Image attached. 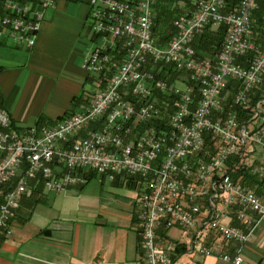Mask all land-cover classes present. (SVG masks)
<instances>
[{
  "label": "built area",
  "instance_id": "1",
  "mask_svg": "<svg viewBox=\"0 0 264 264\" xmlns=\"http://www.w3.org/2000/svg\"><path fill=\"white\" fill-rule=\"evenodd\" d=\"M79 1L89 6L92 33L82 67L104 81L82 110L51 126L17 127L0 104V239L12 235L18 202L36 183L60 193L94 172L110 180L121 173L138 178L142 264H172L183 244L166 234L172 227L188 232L187 252L201 255L211 254L208 232L247 242L264 218V193L243 181L247 175L264 184V163L254 157L257 147L264 149V12L258 24V0H195L173 20L175 34L163 44L154 30L156 0ZM53 3L0 0V39L32 47ZM208 26L224 27L214 55L194 47ZM173 72L181 85L163 77ZM231 81L236 86L229 91ZM255 91L260 98L251 105ZM164 93L170 101L160 97ZM229 98L249 110L246 123L240 111L226 109ZM207 134L215 142L212 153ZM231 214L241 225L231 224ZM240 247L218 257L241 264Z\"/></svg>",
  "mask_w": 264,
  "mask_h": 264
},
{
  "label": "crops",
  "instance_id": "2",
  "mask_svg": "<svg viewBox=\"0 0 264 264\" xmlns=\"http://www.w3.org/2000/svg\"><path fill=\"white\" fill-rule=\"evenodd\" d=\"M87 17L84 3L54 0L32 47L0 39V104L17 127L36 124L41 116L56 120L82 110L87 103L92 93L85 87L93 89L95 84L82 67L92 39L90 25L85 32ZM254 153L255 162L264 163V149L257 147ZM134 178L117 174L114 180L108 178L110 187H100L94 195L52 193L46 198L47 207L33 204L46 190L36 183L18 202L12 236L0 239V264H142ZM254 180V187L264 193V184ZM73 215L85 218L76 220ZM231 215V224L241 225ZM166 234L185 244L189 238L178 227ZM205 243L211 255L181 252L174 264H230L218 255L234 254L240 246L241 264H264V218L242 245L223 241L212 232L207 233Z\"/></svg>",
  "mask_w": 264,
  "mask_h": 264
},
{
  "label": "trees",
  "instance_id": "3",
  "mask_svg": "<svg viewBox=\"0 0 264 264\" xmlns=\"http://www.w3.org/2000/svg\"><path fill=\"white\" fill-rule=\"evenodd\" d=\"M187 5H190V0H184ZM236 0H233V3ZM166 3L164 6H158V4L156 3L154 10H155V16H154V30L160 35V41L163 44L165 41H167L175 32V28L172 24V21L174 20V15H172V11H170V0H166ZM259 3V8L255 11V16L258 20V24H260L261 22V14L264 12V0H258ZM183 13V12H182ZM181 14V13H180ZM177 17V16H176ZM224 37V27L223 26H219V27H211L208 26L205 30V32L196 39V41L194 42V46L197 50H202L204 52H206L207 54H214L217 53V51L220 48V44L222 42V39ZM241 63L244 62V58H239L238 59ZM164 78L166 76H163ZM176 74L175 72L173 74L170 73V75H168L167 77V82L168 83H174L175 82V78H176ZM232 86H236V83L233 81L230 82L229 84V91L232 90ZM263 89H264V83H263ZM160 97L162 99H165L170 101L171 100V95H166L161 94ZM250 102L251 105H255L256 102H258L259 100V92L255 91L253 92V94H251L250 96ZM231 99L229 98L228 103L225 105L226 109L228 108H233L235 110H237L239 112V119L242 123H246L248 121V116H249V110H243L241 107L238 106H232L231 105ZM63 117V116H62ZM62 117H59L57 119H60ZM54 120H46L44 117H39L38 120L36 121V125H42L43 123L46 124H51L53 123ZM209 134L206 135L205 139H206V144H210V139H209ZM88 181L94 177L95 175H97L94 172H91L88 174ZM243 181L249 185H253L256 184L255 180L251 177H248L247 175H245V177L243 178Z\"/></svg>",
  "mask_w": 264,
  "mask_h": 264
},
{
  "label": "rangeland",
  "instance_id": "4",
  "mask_svg": "<svg viewBox=\"0 0 264 264\" xmlns=\"http://www.w3.org/2000/svg\"><path fill=\"white\" fill-rule=\"evenodd\" d=\"M171 2H170V11H172V15H174V19L176 18V16H178V15H180V13H182V12H185L186 10H189L191 7H192V4L194 3V1L195 0H190V5H187L186 6V2L184 1V0H170ZM82 3H84L86 6H87V8H88V14H89V6L87 5V3H85V2H82ZM156 3L158 4V6H164L166 3H168V2H166V0H156V2H155V4L153 5V10H154V7H155V5H156ZM53 7H54V3H53V5L52 6H50L49 8H47L45 11H44V18H43V20H45V17H46V15H47V12L48 11H51L52 9H53ZM154 16H155V10H154ZM173 22V21H172ZM89 24H90V18L89 17H87L86 19H85V25H86V27H85V32L88 30V27H89ZM85 39H86V37H85ZM222 43V42H221ZM221 45V44H220ZM196 49V48H195ZM199 52H201L203 55L205 54V55H210V54H207L206 52H204V51H202V50H199ZM215 54V53H214ZM214 54H211V55H214ZM174 73V72H173ZM172 73V74H173ZM175 74H176V78H175V83L176 84H179V85H181L182 83H181V80H182V77H179V73L178 72H175ZM90 75V74H89ZM164 75V73H162V74H160V77L161 76H163ZM91 76H93V75H91ZM164 76H166L165 78L167 79V77H168V75H164ZM94 77V76H93ZM102 77V76H101ZM95 78V84L93 85V89L91 88V86H89V85H86V89H87V91H89V93H94L95 92V88H97L98 87V84H97V82H98V80L99 81H101V85H102V83H103V81H104V78L103 79H101L100 77H97V76H95L94 77ZM90 89H92V90H90ZM93 91V92H92ZM89 99V98H88ZM251 103V102H250ZM74 113V112H73ZM69 114H72V113H69ZM68 114H65V115H63V117H65V116H67ZM11 116V115H10ZM62 117V118H63ZM62 118H60V119H62ZM60 119H56V120H54V122L53 123H51V124H48V125H46V126H51V125H53L55 122H57L58 120H60ZM161 125H163V122H159V121H157L156 122V126L157 127H161ZM155 126V125H154ZM155 126V127H156ZM39 127H41V126H39ZM214 148H215V142L213 141V140H210V144H208V146L206 147V149L208 150V152L209 153H212L213 151H214ZM259 148V147H258ZM97 174V173H96ZM127 175V174H126ZM88 176L89 175H87V177H86V182L85 183H83V184H76V185H73V186H71V187H69L67 190H65V191H62V192H60V193H55V192H53V191H49V190H43L42 191V196H41V199L39 200V201H37V203H33V204H35V205H40V206H43V207H47L48 206V204H49V201H47L46 200V198H47V196H49V194H56V195H60V196H62V195H65V194H69L70 192H75L76 193V195H81V194H83V195H94L97 191H98V189L100 188V187H110V185H109V179H108V176L107 175H101V174H97V175H95L94 177H92L89 181H88ZM129 176H133V175H129ZM133 177H135V176H133ZM249 177V176H248ZM251 178V177H250ZM137 179L138 178H134V180H133V182H134V186H135V190H136V197H138V192H137V187H136V182H137ZM254 179V178H253ZM245 183V182H244ZM260 183V182H259ZM246 185H248V186H250L252 189H254V190H257L253 185L251 186V185H249V184H247V183H245ZM261 184V183H260ZM82 188V189H81ZM80 190H83V192L82 193H80L81 191ZM34 205V206H35ZM39 207V206H38ZM43 207H40V208H38V209H41V208H43ZM34 208V207H33ZM55 208V207H54ZM53 208V209H54ZM138 211V205H136V212ZM74 217H72V218H74V219H76V220H80V219H83V218H85V217H83V216H75V215H73ZM14 229H15V226H14V228H13V231H14ZM139 232H140V226H139ZM13 234V233H12ZM12 236V235H11ZM11 236H9V237H11ZM5 238H3V240H4ZM139 241H140V235H139ZM139 241H138V245H139ZM185 243H183L174 253H173V255H172V264H174V262H175V259H176V256L179 254V253H181V252H187L186 251V249H185V245H184ZM140 246V245H139ZM211 255V254H210ZM141 263H142V259H141Z\"/></svg>",
  "mask_w": 264,
  "mask_h": 264
},
{
  "label": "bare ground",
  "instance_id": "5",
  "mask_svg": "<svg viewBox=\"0 0 264 264\" xmlns=\"http://www.w3.org/2000/svg\"><path fill=\"white\" fill-rule=\"evenodd\" d=\"M77 1H79V0H77ZM80 2H82V1H80ZM172 24H173V22H172ZM175 31H176V30H175ZM174 34H175V32H174ZM174 34H173V35H174ZM173 35H172V36H173ZM172 36H171V37H172ZM196 39H197V38H196ZM196 39H195V41H196ZM222 40H223V39H222ZM195 41H194V42H195ZM220 46H221V45H220ZM194 47H195V46H194ZM196 50H197V49H196ZM197 51L199 52V50H197ZM249 187H250V186H249ZM250 188H251V187H250ZM137 219H138V218H137ZM138 222H139V221H138ZM230 264H231V263H230Z\"/></svg>",
  "mask_w": 264,
  "mask_h": 264
}]
</instances>
